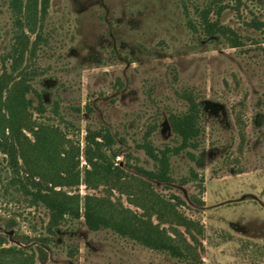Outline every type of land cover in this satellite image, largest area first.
Listing matches in <instances>:
<instances>
[{
    "label": "rangeland",
    "instance_id": "rangeland-1",
    "mask_svg": "<svg viewBox=\"0 0 264 264\" xmlns=\"http://www.w3.org/2000/svg\"><path fill=\"white\" fill-rule=\"evenodd\" d=\"M23 4L32 15L35 0ZM239 8L226 9L221 18L244 37L237 48L189 29L181 0H50L42 26L37 21L32 33L24 28L31 42L36 33L43 38L19 66L33 70L29 82L45 108L33 111L32 119L79 142L80 169L86 126L111 132L121 167L126 161L155 169L138 144L177 145L168 115L186 110L179 94L192 91L203 111L200 144L171 157L172 182H149L155 192L178 198L177 209L199 222L200 261L176 258L112 228L90 230L83 217L68 219L49 242H40L49 235L48 213L30 206L18 183H6L2 154L0 246L33 254L34 264H264V30L246 25L254 16L264 18V0H241ZM14 29L10 1L0 0V59ZM78 191L141 212L115 189L80 184Z\"/></svg>",
    "mask_w": 264,
    "mask_h": 264
},
{
    "label": "trees",
    "instance_id": "trees-1",
    "mask_svg": "<svg viewBox=\"0 0 264 264\" xmlns=\"http://www.w3.org/2000/svg\"><path fill=\"white\" fill-rule=\"evenodd\" d=\"M9 1L15 29L11 47L0 59V154L5 159L6 172H9L6 183H18L19 191L29 205L42 206L48 213L45 230L49 235L39 237V241L49 242L50 236L63 222L83 217L90 230L112 228L123 236L153 249L166 251L176 258L191 257L192 260L200 261L197 252L200 241L197 236L201 235L202 227L199 222L177 209L180 204L178 198H167L155 192L149 182H172L171 157L187 148L195 149L200 144L203 111L192 91L184 89L179 94L187 103L186 110L170 112L168 115L170 129L180 139L177 145L155 148L148 140L138 144L156 163L155 169L148 170L126 161L121 167L115 161L118 154L112 148L115 139L111 132L106 128L92 129L90 126L85 128L82 149L85 165L80 169L79 142L73 143L56 126L32 119L33 111L39 114L45 111L42 96L29 82L33 70L19 69L26 50L29 49L32 55L43 40L41 34L36 33L31 42L24 28L32 33L37 21L40 23L38 27L42 26L50 0H35L32 15L25 13L23 0ZM240 3L241 0H181L189 29L210 40L218 39L232 48L243 46L244 37L235 28L223 23L221 18L228 8L239 13ZM246 25L253 30L263 31L264 18L254 16ZM262 51L264 53V47ZM29 93L34 96H28ZM34 97L38 101L35 105ZM25 132L30 133L33 140ZM21 174L25 180H22ZM193 176L196 177V174L193 173ZM80 184L87 189L101 186L108 193L115 189L125 194L128 202L141 209V212L119 208L110 197L89 193L81 196L78 191ZM63 187L75 190L66 192ZM152 216L157 222L151 221ZM2 243L3 240H0V245ZM39 250L42 254V250ZM3 257L6 258L3 260ZM2 263L34 264V257L14 246H0Z\"/></svg>",
    "mask_w": 264,
    "mask_h": 264
}]
</instances>
